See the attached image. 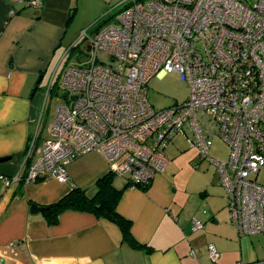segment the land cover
<instances>
[{
	"label": "built area",
	"instance_id": "built-area-1",
	"mask_svg": "<svg viewBox=\"0 0 264 264\" xmlns=\"http://www.w3.org/2000/svg\"><path fill=\"white\" fill-rule=\"evenodd\" d=\"M28 4L40 7L38 0ZM80 38L93 52L91 62L64 70L42 143L37 147L38 128L25 148L24 175L0 182L70 183L68 165L97 153L114 177L144 184L166 167L165 150L182 136L215 166L238 235L264 232V0H127L108 23ZM99 52L118 69L102 64ZM166 74H177L189 95L155 111L146 83ZM215 137L228 148L225 161L209 155ZM201 228L193 220V230ZM206 249L216 264L215 247Z\"/></svg>",
	"mask_w": 264,
	"mask_h": 264
},
{
	"label": "crops",
	"instance_id": "crops-1",
	"mask_svg": "<svg viewBox=\"0 0 264 264\" xmlns=\"http://www.w3.org/2000/svg\"><path fill=\"white\" fill-rule=\"evenodd\" d=\"M38 1L40 7L30 6L28 0H0V176L4 177L24 175L25 148L38 128L37 147L42 143V120L55 95L65 50L78 44L81 31L91 33L103 26L104 22L97 24L99 19L109 22L127 5V0ZM50 69L53 74L43 85ZM38 157L37 152L32 163ZM165 157L166 167L153 177L147 191L125 187L117 177L112 180L113 188L121 190L116 212L130 222L133 240L149 251L131 247L116 224L91 213L63 211L54 225L47 224L42 210L30 213L32 204L42 208L55 203L72 186L91 196L95 181L107 172L101 157L103 164L93 167L85 179L81 166L70 163V183L46 178L6 187L0 182V264H211L208 245L218 252L216 264L263 259L264 232L248 238L258 248L244 259L224 248L223 240L231 244L238 233L219 179L220 185L214 186L217 193L206 186L190 194L180 187L177 161ZM210 197L217 201L208 204ZM193 220L202 228L193 230Z\"/></svg>",
	"mask_w": 264,
	"mask_h": 264
},
{
	"label": "rangeland",
	"instance_id": "rangeland-1",
	"mask_svg": "<svg viewBox=\"0 0 264 264\" xmlns=\"http://www.w3.org/2000/svg\"><path fill=\"white\" fill-rule=\"evenodd\" d=\"M77 42L78 44L76 45L75 49H71L73 46L69 47L67 50H65L64 55L62 56L63 58H61L62 61L57 70L58 73L55 78L56 86H58L61 74L67 67L85 65L91 62L93 52L89 50L87 40L79 37ZM97 59L102 64L111 67L114 70L118 69V65L115 62H112L110 57L104 52H99L97 54ZM52 74L53 70L50 69L47 71L46 78L44 81H42L43 85L49 82L48 80ZM146 89L147 101L155 111L171 108L175 104H181L187 99L189 95L188 86L179 79L177 74L154 76L146 83ZM62 93V90L57 88V95L53 96L54 98L51 97L49 112L47 116L44 114V119L42 120V123L44 124L42 131L43 135L45 134V127L50 120V115L55 104V98L62 95ZM172 151L175 152L174 155L172 154ZM164 154L169 157L171 161H177L176 164L181 169V173L178 176L180 187H185L190 194L195 193V191L200 192L206 186L209 190H213V192L217 193V189H215L214 186H219L220 184L218 182L216 169L212 163L201 159L199 151L196 147H191L184 139H182V137H177L165 150ZM227 154L228 148L225 143L220 138L215 137L212 141V146L209 149L210 157L214 160L225 161ZM75 161L76 162L74 163V166H81V175L84 177V179L90 175L92 172L91 169H93V167H99V165L103 164L102 158L96 153H91L80 157ZM263 180L264 173H261L259 176V181L263 182ZM221 190L223 189L221 188ZM193 198L194 197H192V199ZM207 200L208 204L217 201L215 197H210ZM190 202L194 207L193 202ZM234 236L235 237L232 239L231 244L223 240L224 248L235 250L239 256V259H244L246 256H248L250 251H254L253 248H258L257 242L253 241L251 243L248 241L250 240L248 238L252 236L240 237L238 234ZM238 262L243 261L240 259V261H237L234 264Z\"/></svg>",
	"mask_w": 264,
	"mask_h": 264
},
{
	"label": "trees",
	"instance_id": "trees-1",
	"mask_svg": "<svg viewBox=\"0 0 264 264\" xmlns=\"http://www.w3.org/2000/svg\"><path fill=\"white\" fill-rule=\"evenodd\" d=\"M108 20L102 18L98 20L104 22L105 25ZM101 27V26H100ZM76 45L71 49H75ZM114 176L107 172L95 181V191L91 196H88L85 190L80 188L72 189L69 193L59 199L57 202L42 207L43 216L48 225H54L57 223L58 216L61 212L72 210L77 212L91 213L96 217L104 218L114 224H116L122 233L123 239L133 248L146 249L150 248L137 244L130 235L131 224L129 221L123 219L117 212L116 207L121 197V190H116L112 186V180ZM125 187H133L141 191H147L150 186V182L141 184L135 180H125ZM231 219V218H230Z\"/></svg>",
	"mask_w": 264,
	"mask_h": 264
},
{
	"label": "water",
	"instance_id": "water-1",
	"mask_svg": "<svg viewBox=\"0 0 264 264\" xmlns=\"http://www.w3.org/2000/svg\"><path fill=\"white\" fill-rule=\"evenodd\" d=\"M29 210H30V213H31V214H35V213L40 212V211L42 210V208L36 206L35 204H32V205L30 206V209H29Z\"/></svg>",
	"mask_w": 264,
	"mask_h": 264
}]
</instances>
